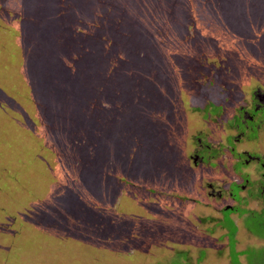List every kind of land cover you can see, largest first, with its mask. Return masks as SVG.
I'll return each mask as SVG.
<instances>
[{"label": "rangeland", "instance_id": "1", "mask_svg": "<svg viewBox=\"0 0 264 264\" xmlns=\"http://www.w3.org/2000/svg\"><path fill=\"white\" fill-rule=\"evenodd\" d=\"M256 94L252 0H0V264H264V169L240 157H264V116L239 119Z\"/></svg>", "mask_w": 264, "mask_h": 264}, {"label": "trees", "instance_id": "2", "mask_svg": "<svg viewBox=\"0 0 264 264\" xmlns=\"http://www.w3.org/2000/svg\"><path fill=\"white\" fill-rule=\"evenodd\" d=\"M104 2V1H103ZM252 2H253V4L256 6V8H258V9H260V10H262V11H264V0H252ZM101 3V2H100ZM239 9L240 10H243L241 7H239ZM236 9H233L232 7H230L229 8V13H233V11H235ZM93 12H97L98 10L97 9H93L92 10ZM244 11V10H243ZM187 12L189 13V10H187ZM240 12H242V11H240ZM152 13H154V14H157L158 12H157V8H153V10H152ZM209 14V16H213V13H208ZM217 15V14H216ZM241 15L242 16H239V17H237V18H235V19H233V20H230V19H227L226 17H224L225 19H227V20H222V22L226 25V28H222V29H220L221 30V32L222 33H224V32H234V33H239L238 31H239V29H238V27H240V28H242V26L240 25V23L238 22V19H243V18H245L244 16H243V14L241 13ZM182 16L183 15H181V13H180V11L176 14V17H177V19L178 20H181L182 21V24L185 22V26H182V28L180 29V30H177V31H175V36L176 37H179V38H185L186 36H188L189 38H191V39H193L194 37H195V34H196V31H195V28L193 27V26H191V24H190V22L187 20V19H185V18H182ZM153 18H155V17H153ZM106 19V18H105ZM156 19V18H155ZM158 19H161V18H158ZM157 20V19H156ZM217 20V18L215 19V21ZM217 22V21H216ZM157 23H158V20H157ZM163 21H162V27H163V29H165V28H169L168 26H169V24L168 25H165V26H163ZM244 24V23H243ZM174 35V33H171L169 36H173ZM178 38V39H179ZM188 38V39H189ZM180 40V39H179ZM169 41V40H168ZM181 41V40H180ZM179 42V41H178ZM178 48H179V46H178ZM181 48H183V47H181ZM88 49V51L90 52L91 51V49L90 48H87ZM190 49V48H189ZM187 51H189V50H187ZM61 58H63L64 59V57H67L68 58V55L64 52V51H62L61 53H60V55H59ZM94 57H95V59H96V61H99V64L101 63V61L102 60H109L108 59V56L106 55V54H103L102 52L101 53H96V54H94ZM66 58V59H67ZM76 64H67L65 67H62V66H59V67H57L56 68V72L55 73H58V72H60V73H62L63 74V76L65 77V78H67L68 76L69 77H71V76H73V74H74V72L77 70V68H76V66H75ZM78 66V65H77ZM62 67V68H61ZM79 67V66H78ZM99 68H101L102 70H101V73L99 72V73H96V69H94V71H92V72H94V75L93 76H96L97 74H99V75H102V76H104L105 77V79H103V81L105 82V83H107V84H110V82L112 83V85L113 86H115V85H117V83H116V74H118V71L117 70H115L112 74H109V75H107V72H105V70H104V65H102V67L101 66H99ZM103 71V72H102ZM108 76V77H107ZM109 77L111 78V80L109 79ZM119 77V76H118ZM106 78L107 79H109L110 80V82H106ZM85 79V78H84ZM63 81H66V80H63ZM93 81H94V79H93ZM65 84H66V82H64ZM124 82L122 81V82H120V84H123ZM94 84H95V81H94ZM125 84H127V83H125ZM128 85V84H127ZM90 86H92V87H90V89L92 90V91H94V87H93V84H92V82L90 81ZM73 87H75V86H72V88L70 89L69 88V85H64L63 84V89H64V91L66 92V93H69V89L72 91L74 88ZM213 88L214 89H216L217 87L215 86H213L212 85V82H209V88L206 90L205 89V91L207 92V91H209V92H211L212 90H213ZM83 92L80 94L81 95V97H79V100L77 101V105L79 106V107H77V111H79V110H81V108L80 107H82L83 105H84V103L85 102H87L88 101V97H86V96H83ZM79 96V95H78ZM157 106V105H156ZM90 109V108H89ZM86 115V114H85ZM124 117H126L125 115H124ZM150 117V116H149ZM100 118V117H99ZM149 119V118H148ZM148 119H146V118H143V116H141L140 118H139V122L136 124V127H138V129L139 130H141L142 132H143V130H142V128L144 127V130H145V126H149V124H147V125H145V122H146V120H148ZM239 119H240V117H239ZM125 124H126V119H125ZM135 127V126H134ZM133 127V128H134ZM147 135H148V133H145V136L147 137ZM155 147V145L154 144H152L151 145V147ZM158 150L160 151V148H158ZM122 182H124L125 181V179H123V180H121ZM103 202V201H102ZM227 210H230V209H227ZM226 211V210H225ZM252 216V214L250 213L249 214V216L248 217H251ZM246 223V222H245ZM249 231H252V229L250 228V229H248ZM234 235H235V232H232V233H230V237L233 239V237H234ZM63 236L65 237L66 236V233H64L63 234ZM56 239H57V237H55ZM6 239V238H5ZM57 241H58V239H57ZM7 243L9 244V243H11V242H9V239H7ZM241 253V252H240ZM231 255H232V252H231Z\"/></svg>", "mask_w": 264, "mask_h": 264}, {"label": "flooded vegetation", "instance_id": "3", "mask_svg": "<svg viewBox=\"0 0 264 264\" xmlns=\"http://www.w3.org/2000/svg\"><path fill=\"white\" fill-rule=\"evenodd\" d=\"M262 94H256L255 95L257 99H255V97H254V101L257 102V104L253 108V110H252L253 112L252 113H249L248 111H245L244 109L241 110V112H239L240 113L239 117L241 119L240 123H241L242 126H245L244 125V123H245V124H247V126L249 128V123H253V124L257 123V122H259V120H256V118L259 119L258 116H261V115L264 116V96L262 97ZM241 113H243V114L241 115ZM244 115H245V117L248 116V119L245 122L243 121ZM254 118H255V120H254ZM202 157L203 156H201V158ZM240 157H241V159H243L244 163H248L249 161L250 162L254 161V162L259 164L264 169V157L263 156H261V157L260 156H256V155L253 156V155H249L247 153H244L243 155H240ZM245 183L249 184L248 179H245L244 180V184H242V185L232 184L231 189L234 187L235 189L238 190L237 192L244 191L245 190ZM260 185L261 186H258V188L254 189L255 193L253 192V189H251V188H250V190H247V192H248L250 198L256 199L257 201H259L261 203L262 209L259 210V211H256V212L255 211H250L247 214L246 217H248L250 213L252 214V217H254L257 213H260V212L264 211V182L262 184H260ZM230 196H234L235 199L240 201L238 193H236V195H234L233 192H230ZM227 209H230V208L226 207L225 210H227ZM232 211H234V210H230L229 216L231 215ZM235 225H236V223H235ZM244 225H245V219H244ZM235 228L237 229V227H235ZM236 240L237 239H236V235H235L233 237V242L236 241Z\"/></svg>", "mask_w": 264, "mask_h": 264}]
</instances>
